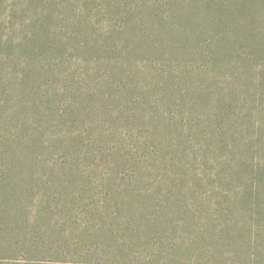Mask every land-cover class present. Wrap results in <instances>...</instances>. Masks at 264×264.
<instances>
[{"label":"trees","instance_id":"trees-1","mask_svg":"<svg viewBox=\"0 0 264 264\" xmlns=\"http://www.w3.org/2000/svg\"><path fill=\"white\" fill-rule=\"evenodd\" d=\"M0 264H264V0H0Z\"/></svg>","mask_w":264,"mask_h":264},{"label":"rangeland","instance_id":"rangeland-1","mask_svg":"<svg viewBox=\"0 0 264 264\" xmlns=\"http://www.w3.org/2000/svg\"><path fill=\"white\" fill-rule=\"evenodd\" d=\"M208 60L211 61V63L206 65V62L203 58L195 57L190 62L184 61L187 67H194L193 71L196 75H204L209 77H215V76H222V77H241V78H247L250 76H253L247 68L237 69V67H234L233 65L226 66L224 63L230 59L223 58L222 55L215 54V55H209L206 57ZM232 61V60H231ZM184 63H175L176 65H185ZM203 65V66H202ZM239 66V64H238ZM196 67H200L201 69H197ZM236 68V69H234Z\"/></svg>","mask_w":264,"mask_h":264}]
</instances>
